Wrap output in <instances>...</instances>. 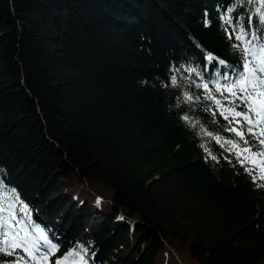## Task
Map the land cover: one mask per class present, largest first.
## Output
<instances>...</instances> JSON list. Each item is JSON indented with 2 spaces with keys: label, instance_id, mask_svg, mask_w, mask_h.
I'll return each mask as SVG.
<instances>
[{
  "label": "trees",
  "instance_id": "1",
  "mask_svg": "<svg viewBox=\"0 0 264 264\" xmlns=\"http://www.w3.org/2000/svg\"><path fill=\"white\" fill-rule=\"evenodd\" d=\"M258 4L0 0L9 224L40 230L56 261L79 253L69 264H264V180L240 163L242 143H224H239L228 130L239 126L209 99L232 106L216 85L243 71L233 30L264 29ZM13 251L0 264H37L30 249Z\"/></svg>",
  "mask_w": 264,
  "mask_h": 264
},
{
  "label": "snow or ice",
  "instance_id": "2",
  "mask_svg": "<svg viewBox=\"0 0 264 264\" xmlns=\"http://www.w3.org/2000/svg\"><path fill=\"white\" fill-rule=\"evenodd\" d=\"M261 8H264V0H259V4L255 9L256 14V26L259 28L260 25H264V11H261ZM239 19V18H238ZM251 16L249 17V24H251ZM226 23L231 24L232 20L230 17H226ZM236 32L235 39L241 41V44L236 45L243 56V63L241 65L243 71L238 75V78L233 79L229 86L224 89H221L219 84L216 85V90L220 91L223 95V92L229 94L226 99H228L231 107L222 105L221 101L216 99L214 96L209 95V99H212L217 106L222 109L221 114L224 115L225 119L229 120L230 124L238 125L239 127H231L228 130L235 133L237 137L240 138L239 143H233V141H224L231 145L233 149H240V144L242 143L244 147L240 149L237 153L240 163L243 165L247 161L252 164V168H248L249 175L252 176L253 180H264V29H261L259 34L252 32L251 28L245 30L243 25H240L239 29H234ZM229 37H232V33H229ZM217 58L209 54L207 60L212 62ZM218 64H225L224 60H218ZM216 65H214L215 67ZM188 71L195 72V69H188ZM199 75V73H197ZM172 83L175 84V77H172ZM203 88L208 90V85H201ZM210 91V90H209ZM192 97L189 96L188 100H191ZM236 101H239L237 104ZM243 106L242 111H236V108ZM183 119L188 120V117L185 116ZM247 134L248 137H251L256 144L259 146L258 151L253 153L252 146L249 145L248 139L245 138ZM211 135V133H208ZM217 143H221V138L219 136L213 137ZM205 151H208L205 149ZM248 153L249 155H245ZM211 159L215 160L216 157L212 156L209 152ZM259 158V162L257 159ZM264 187V184L259 185ZM0 199L4 201H9V196L5 194ZM13 204L8 202L4 203L0 207V213L3 214L4 222L3 225H0V235L3 238V244L0 246V251L6 252L8 255L14 254V249L20 248L23 252L32 255L29 251V240L27 236L21 237L20 231L12 228L9 224V219L14 220V215L11 212ZM18 223V221H16ZM9 232L12 233V239L9 240ZM39 239H42L45 243V246L49 251H55V245H52L46 236L41 233ZM35 246V241L31 242ZM11 249V250H10ZM39 251V249H37ZM79 253H70L69 256H65L62 260L57 261V264H69V260L73 256H78ZM24 257H18L17 264L20 260H23ZM35 259V257H33ZM82 259V257H81ZM75 264V262H73Z\"/></svg>",
  "mask_w": 264,
  "mask_h": 264
},
{
  "label": "rangeland",
  "instance_id": "3",
  "mask_svg": "<svg viewBox=\"0 0 264 264\" xmlns=\"http://www.w3.org/2000/svg\"><path fill=\"white\" fill-rule=\"evenodd\" d=\"M12 228L19 230L21 237L27 236V239L30 242L29 249L33 254L36 255L37 264H57V261L51 256V251L48 250L47 253H44L43 256L36 252L37 249L43 251L42 244H45L42 239H39L41 235L40 230L35 229L32 232L26 233V231L18 228L17 225H14ZM32 241H35V246H33V244L31 243Z\"/></svg>",
  "mask_w": 264,
  "mask_h": 264
}]
</instances>
